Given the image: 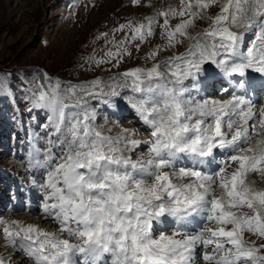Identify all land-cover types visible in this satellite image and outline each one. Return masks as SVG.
I'll list each match as a JSON object with an SVG mask.
<instances>
[{"label": "snow or ice", "instance_id": "1", "mask_svg": "<svg viewBox=\"0 0 264 264\" xmlns=\"http://www.w3.org/2000/svg\"><path fill=\"white\" fill-rule=\"evenodd\" d=\"M215 5L219 12L206 17ZM157 15L164 18L160 27L166 47L187 40L186 49L151 68L119 74L125 81L119 86L134 94L129 104L152 130L150 140L135 139L128 129L105 135L94 125L95 113L80 104L77 86L70 97L61 94L58 84L50 86L32 102L51 112L49 120L59 134L55 146L63 151L58 163L54 155L37 162L51 169L42 186L47 190L42 210L59 235L16 221L0 220V225L5 239L18 241L33 264H198L200 258L205 264H264V245L244 240L245 233L264 238V188L250 179L256 174L264 180V106L257 108L235 93L224 101L195 102L185 99L183 86L212 65L228 77L244 78L249 72L264 77V0H180L179 9L169 6ZM176 17L181 20L171 27L170 18ZM203 19L211 23L191 34L189 29ZM147 20L116 31L131 28L126 40L143 43L153 35L155 19ZM110 43L116 51L96 63L115 60L118 67L131 53L125 40ZM161 50L158 46L148 59ZM100 83L91 82V89ZM0 88L6 90L7 83L0 82ZM79 92L95 95L87 85ZM111 95H119L115 87ZM68 98L77 103H65ZM254 136L260 138L253 143ZM142 145H147V158L124 154ZM185 157L187 165L181 163ZM165 217L174 220L177 230L155 236L153 222ZM197 217L209 226L193 234L180 231Z\"/></svg>", "mask_w": 264, "mask_h": 264}, {"label": "rangeland", "instance_id": "2", "mask_svg": "<svg viewBox=\"0 0 264 264\" xmlns=\"http://www.w3.org/2000/svg\"><path fill=\"white\" fill-rule=\"evenodd\" d=\"M169 6L179 9L180 0H139L138 5H133L132 0H0V82L7 83L6 90L0 88V208H4V211H0V220L3 217L5 222L18 220L17 223L23 225L34 222V219L31 221L30 218L39 216L35 210L37 208L31 211L28 206L20 210L13 207L11 191L16 187L12 181L13 175L20 177L16 173L23 170L22 176H30L34 179L33 183L42 187L51 169L41 167L37 162H43L47 156L54 155L55 163H58L63 155V151L55 146L59 134L49 120L51 112L46 108L33 107L32 102L41 90L48 91L50 86L58 84L61 94L70 97V89L77 86V94L81 96L80 104L95 113L94 125L105 135L115 137L123 129H128L135 132V139H151V128H144L143 121L129 102L123 99L125 93L134 95L131 88L121 87L123 90L119 91V87H115L114 83L107 82L113 77L121 79L119 74L132 68H151L153 64L164 61L173 54L179 55L186 49L182 48L183 44L174 48L166 47L167 40L161 35L160 25L164 18L157 14ZM218 12L219 5H215L204 15L211 17ZM149 17L155 19L153 35L146 37L143 43L139 40H126V37L132 35L131 28L116 31L120 25L147 24ZM180 20V17L170 18V26L174 27ZM197 21L198 23L190 28L193 35L211 23L210 19ZM122 40H125L131 55H125L118 67L113 66L116 64L115 60L96 63L98 60L107 59L105 53L109 50L116 51L114 43L110 41L119 43ZM185 42L188 43L187 40ZM158 46L162 50L157 52L156 58L148 59L149 53ZM93 81H100L99 87L91 89ZM123 82L125 83L122 81L120 85L124 84ZM231 83L228 79L227 85ZM84 85L95 95L88 96L79 92L78 87ZM112 86L119 91V95H111ZM192 86L199 90L203 87L202 83L191 85V88ZM220 87L217 85L216 89L209 90L208 94H217L219 90L220 95L228 93ZM238 87L241 88L240 85ZM119 98L125 101L122 106L117 103ZM205 99L200 97L196 101L193 100L202 102ZM260 101L264 102V96L260 97ZM65 103L73 105L77 101L68 98ZM78 110L70 108L67 111ZM129 111L132 113L127 114ZM136 121H140L139 124ZM124 154L134 160L147 158V145H142L134 153ZM217 156L222 159L219 154ZM10 163L18 166L16 172L7 170L6 166H10ZM28 172L29 175H26ZM253 177H256L257 186L264 188V180L256 174ZM6 213L12 214V219H8ZM38 223L34 222L32 225L40 227ZM40 228L43 229V226ZM176 230L175 224L172 231ZM0 236V244L4 241L10 242L4 238L2 225ZM244 240L249 244L254 243L257 247L264 245V238L248 233L244 234ZM260 254L264 255V248L260 249Z\"/></svg>", "mask_w": 264, "mask_h": 264}, {"label": "bare ground", "instance_id": "3", "mask_svg": "<svg viewBox=\"0 0 264 264\" xmlns=\"http://www.w3.org/2000/svg\"><path fill=\"white\" fill-rule=\"evenodd\" d=\"M29 1H32V0H29ZM18 3V2H17ZM25 4H26V2H24ZM167 3V2H166ZM138 5V4H137ZM171 5V4H170ZM148 9V8H147ZM17 10V9H16ZM210 10V9H209ZM196 23H198V21L197 22H195V24ZM158 30V29H157ZM189 32H191V29H189ZM156 36V35H155ZM130 38V37H129ZM184 46L182 47V48H186L187 47V45L186 44H188V43H186L185 41L182 43ZM181 45V44H180ZM176 49V48H175ZM167 50V49H166ZM176 52V51H175ZM140 53V51H138V55H140L139 54ZM166 53V52H165ZM162 55H165V54H162ZM133 58V57H132ZM156 64V63H155ZM214 68V69H213ZM209 71H211V73H207V72H209ZM121 72V71H120ZM124 72V71H123ZM206 73H202V74H200V75H198L197 76V78L195 79V80H192V78L190 79V78H188L187 80H185L184 81V87L185 88H187V92H185L186 94H188V95H190V97H192L195 101L197 100V98H200V97H204V98H206L207 100H219V101H224V100H228V99H231V97H232V94L233 93H235V94H239V95H242V96H247L248 95V92L247 91H243V92H239V91H236V88L235 87H228V86H226V76L223 74V76L222 75H220V73H218V69H216L215 68V66L214 65H212L210 68H209V70L207 71ZM206 74V75H205ZM254 74V76H255V78H256V80H255V88H256V90L258 89L259 91H264V77H261L259 74H256V73H253ZM167 75V74H166ZM107 76V75H106ZM109 78V77H108ZM217 80V82H214V80ZM240 79V77H236V84L237 85H239V84H241V80H239ZM122 79H119V77H113L112 79H111V81H109V82H107V83H114L115 84V87H119L118 88V90L119 91H122L123 89L119 86L121 83H122ZM90 82V81H89ZM87 83H88V81H87ZM124 83V82H123ZM129 83V82H128ZM198 83H202V85H203V87H202V89L201 90H199V89H195V88H193V86H192V88H191V85H196V84H198ZM125 84V83H124ZM217 85L218 86H221V87H223V90L224 91H226V92H228L227 94H225V95H223L222 93V95H220V92H221V90H219L218 91V93L217 94H214V93H212V94H208V91L209 90H214V89H216V87H217ZM99 87V86H98ZM113 87V86H112ZM220 87V88H221ZM79 88V87H78ZM124 88V87H123ZM128 88V87H127ZM117 90V89H116ZM118 91V92H119ZM258 91V92H259ZM128 92V91H127ZM260 93V92H259ZM131 94V93H130ZM261 94V93H260ZM123 99H125L126 101H128V97H130V95H127L126 93L123 95ZM260 97L261 96H259L258 98H256L255 100H252V102H253V104L258 108V107H260V106H264V102L263 101H260ZM122 98H119L118 99V104L120 105V106H122L123 104H124V100H123ZM102 101V100H101ZM96 102V101H95ZM99 102H100V100H99ZM104 104V103H103ZM103 108V107H102ZM129 113H132V111H129V112H127V114H129ZM134 113V112H133ZM122 117H124V115L122 116ZM135 117H137V116H135ZM130 121H133V120H130ZM138 124H139V122L140 121H136ZM143 125H144V128L145 127H148V126H146L144 123H143ZM123 127V126H122ZM150 133V132H149ZM146 137V136H145ZM138 138V137H137ZM140 138V137H139ZM260 137H253V143L255 142V140L256 139H259ZM181 163H183V164H185V165H187L188 163H189V161H188V159L185 157V158H183L182 159V162ZM10 166H6V167H8L7 168V170H13L14 172H16V169H18V168H16V167H18L16 164H12V163H10L9 164ZM38 169V168H37ZM23 170H18V172L21 174V173H24V172H22ZM171 171V170H170ZM2 172V171H1ZM18 173V175H20ZM39 175H41V174H39ZM255 174H253V176H254ZM251 177L250 176V179L251 180H256V177ZM39 178V177H38ZM253 178V179H252ZM258 178V177H257ZM23 179H25V180H28L30 183H32L33 184V186H34V188H33V190L30 192V195H31V199L32 200H34L35 202V205H32V206H30V205H28V204H26V202H24V201H22V202H24V203H21V205H20V207H16V206H14L13 205V207L16 209V210H20V208H25V206H28V208L29 209H31V211H32V209H35V208H37V209H35L37 212H38V214H39V216H37V217H35V216H33V217H31L30 218V220L32 221L33 219H34V222H39L40 223V225L41 226H43V229L44 230H47V231H51V232H54V233H57V235H59V232H58V226L55 224V223H53V221L50 219V218H48V217H46L45 215H44V213H43V210H42V205H43V203H44V197H45V195H46V193H47V190L46 189H44L43 187H40V186H38L37 185V183H33V180L34 179H32L30 176H24L23 177ZM40 181V180H39ZM42 183V182H41ZM39 184V183H38ZM43 184V183H42ZM45 184V183H44ZM43 184V185H44ZM257 187H259V186H257ZM38 196H39V198H38ZM12 206V205H11ZM5 207V206H4ZM27 210V209H26ZM0 211H4V208H0ZM22 211V210H21ZM30 211V212H31ZM12 212V211H11ZM28 212V211H27ZM18 213V212H17ZM16 213V214H17ZM22 213V212H21ZM25 213V212H24ZM6 215L8 216V219L9 218H11L12 219V214L11 215H9L8 213H6ZM6 215H3V216H6ZM29 216V215H28ZM4 218V217H3ZM2 218V219H3ZM20 218V217H19ZM26 218H28V217H26ZM25 218V219H26ZM1 219V220H2ZM18 219V218H17ZM41 219V220H40ZM4 220V219H3ZM28 219H26V221H27ZM8 222V221H7ZM17 222H18V220H17ZM25 222V221H24ZM30 222V221H29ZM34 222H31V224L32 223H34ZM27 223V222H26ZM38 223V224H39ZM199 223L200 222H198L195 226H193V227H191L190 228V231H189V233L190 234H192V233H195V230H197V231H199V230H201V229H203L202 227H200L199 226ZM19 224H21V223H19ZM37 224V225H38ZM34 225V224H33ZM40 226V227H41ZM51 226H52V228H51ZM153 226H154V229H155V232H154V235L155 236H158V233H161V232H163V233H165L166 235H172V232L170 231V229H169V226H166V227H161L160 226V223L159 224H156L155 222H153ZM206 227V226H205ZM56 229V230H55ZM166 232H168V233H166ZM1 237V236H0ZM5 238V237H4ZM60 238H62V239H68V237L66 236V235H63V236H61ZM178 239L180 238V239H182L183 237L182 236H180V237H177ZM17 249H19V250H17ZM202 255H203V250L202 249H197V256L198 257H202ZM0 262H2V264H33V260L31 259V258H29L27 255H26V253H25V251L19 246V243L17 242V243H15V244H13V243H11V242H7V241H4L3 243H1L0 244ZM198 264H205V262L203 261V259L202 258H200V259H198Z\"/></svg>", "mask_w": 264, "mask_h": 264}]
</instances>
